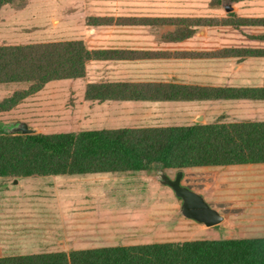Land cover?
<instances>
[{
	"label": "crops",
	"instance_id": "0c3cea01",
	"mask_svg": "<svg viewBox=\"0 0 264 264\" xmlns=\"http://www.w3.org/2000/svg\"><path fill=\"white\" fill-rule=\"evenodd\" d=\"M50 2H59L62 6L61 17L56 18V13H52L51 17L54 25L63 21V32L66 35H63L62 40H82L89 50L105 53L101 58L87 61L85 76L78 78L83 80L85 89L88 83L100 82H171L238 88L264 87V53L226 57L205 55L224 48L264 51V23L214 25L197 22L198 19L205 18L264 19V0ZM27 4L28 0H24L18 9L25 8ZM2 8L0 30L1 23L5 21L4 15L1 16ZM12 9L9 7L7 11L13 13ZM42 90L29 99L39 104L41 98L36 97ZM84 99L82 115L85 108L93 110L92 107L97 104L100 105L98 111L104 113L96 115L97 118L122 117V120L131 121L132 124H156L172 114L189 117L193 120L190 124L264 121V99L99 102L87 100L85 92ZM169 102L176 104L168 106ZM180 102L199 104L185 106L179 104ZM47 115L52 119L53 115ZM201 120L204 121L200 122ZM250 165L254 164L247 166ZM226 167L227 170L240 169V165ZM47 176H52L53 185L57 190H62V197L58 200L60 215L55 221L47 220V225L51 226L49 228L60 226L63 232L62 239L59 240L60 246L74 248L57 251L145 244L142 242L151 240L140 234V229L143 228L141 217L133 218L131 214L135 211L125 209L142 201L119 199V177L115 173ZM136 213L139 216L143 214L142 211ZM15 228L20 226L12 218L0 219V255L14 244L6 234ZM118 232H122L124 238L119 239Z\"/></svg>",
	"mask_w": 264,
	"mask_h": 264
},
{
	"label": "trees",
	"instance_id": "16d2710c",
	"mask_svg": "<svg viewBox=\"0 0 264 264\" xmlns=\"http://www.w3.org/2000/svg\"><path fill=\"white\" fill-rule=\"evenodd\" d=\"M15 1L0 0V9ZM197 22L238 25L264 23V19L205 18ZM262 53L264 51L224 48L205 55L226 57ZM104 54L100 50H89L82 40L0 45V84L25 82L29 85L2 100L0 112L10 111L51 81L84 77L87 61ZM85 98L99 102L264 99V87L100 82L86 85ZM248 164H264V121L56 133L38 131L33 134L11 133L0 127V177L122 173L157 167L185 170ZM0 264H264V236L7 255L0 256Z\"/></svg>",
	"mask_w": 264,
	"mask_h": 264
},
{
	"label": "rangeland",
	"instance_id": "374dc122",
	"mask_svg": "<svg viewBox=\"0 0 264 264\" xmlns=\"http://www.w3.org/2000/svg\"><path fill=\"white\" fill-rule=\"evenodd\" d=\"M23 2L24 0H16L13 5H5L2 8L1 16L4 15L5 21L1 23V45L62 40L66 35L63 32V21L56 25L51 21L52 13L57 14L56 18L61 17V3L28 0L25 8L18 9ZM9 7L13 8V13L7 11ZM28 86L25 82L0 84V102ZM84 92L82 79L51 81L36 97L41 98L39 104L29 99L34 94L9 112H0V127L9 131L10 127L7 124L25 120L31 127L39 129V132L56 133L101 128L186 125L193 122L187 116L176 114L156 124L148 122L132 124L131 121L122 120V117L101 119L96 115L104 113L98 111L100 105L97 104L92 107L93 110L85 108L82 115ZM167 104L173 106L176 103ZM179 104L192 106L199 103ZM47 114L53 115L52 119ZM84 115L87 117H83ZM158 168L160 167L115 173L119 177V199L142 201L134 207L125 208L128 211H135L131 214L133 218L141 217L143 228L140 229V234L151 239L142 243H180L198 239L264 236V165H240L238 170H227L226 166L182 170V185L201 193L211 207L225 215L221 223L211 226L180 214L182 200L171 185L160 181ZM164 173L168 179L173 180L179 171L164 169ZM52 178L40 175L0 177V219L10 217L20 226L6 234L14 244L0 256L67 250L69 247L74 249L72 246H60L59 240L63 235L60 226L49 228L51 226L47 225V220L55 221L61 210L58 200L62 197V190L56 189ZM136 211H142L143 214L139 216ZM123 236L122 232H118L119 239L124 238Z\"/></svg>",
	"mask_w": 264,
	"mask_h": 264
},
{
	"label": "water",
	"instance_id": "95a60500",
	"mask_svg": "<svg viewBox=\"0 0 264 264\" xmlns=\"http://www.w3.org/2000/svg\"><path fill=\"white\" fill-rule=\"evenodd\" d=\"M7 125L10 127L9 132L11 133L33 134L38 132L37 128L31 127L25 120L12 121ZM178 171L179 174L172 180L165 176L164 168L160 167L158 168V178L162 183L171 185L176 195L181 198L180 214L184 217L193 218L202 222L206 226L221 223L225 219L224 214L218 209L211 207L201 193L182 185L181 179L183 172L182 170Z\"/></svg>",
	"mask_w": 264,
	"mask_h": 264
}]
</instances>
